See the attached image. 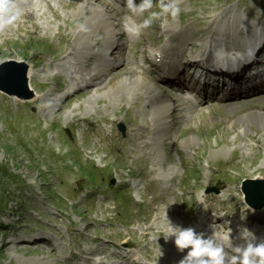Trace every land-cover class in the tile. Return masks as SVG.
<instances>
[{"label":"rangeland","instance_id":"obj_1","mask_svg":"<svg viewBox=\"0 0 264 264\" xmlns=\"http://www.w3.org/2000/svg\"><path fill=\"white\" fill-rule=\"evenodd\" d=\"M221 3L264 19V0H185L181 22L170 15L154 22L192 23L194 28L196 19L216 12ZM206 18L199 21L195 36L208 25ZM45 21L47 28L25 22L18 32L5 36L9 39L0 34V81L7 71L19 70L17 62H29L35 88L24 85L26 91L19 95L0 88V264H92L98 258L109 264L114 254L124 252L170 264L165 215L168 220L184 217L186 224V218L200 211L198 198L204 193L210 212L227 216L228 223L246 216L240 186L247 189L256 181L264 185V138H259L264 122L261 126L254 116L252 121L240 118L232 127L223 120L220 106L213 104L212 118L208 112L201 116L205 124L198 118L191 126L177 124L179 137L198 138L196 148L186 153L164 137L156 149L162 161L153 166L150 153L133 151L125 142V136L142 124L133 103L119 98L111 103L93 91L70 88L66 70L48 73L55 66H66L67 58L59 57L76 24L50 10ZM10 60L14 63L1 66ZM107 79L99 86H105ZM27 90L36 95L27 98L31 95L25 94ZM244 108L264 110V101L248 102ZM219 147L225 151L211 157L209 151ZM170 163L179 166L171 169ZM167 169L177 175L160 194L159 174ZM210 186L218 192L206 193ZM251 195L261 197L258 191ZM42 237L49 238L50 245L42 244ZM53 246L56 251L50 255Z\"/></svg>","mask_w":264,"mask_h":264},{"label":"bare ground","instance_id":"obj_2","mask_svg":"<svg viewBox=\"0 0 264 264\" xmlns=\"http://www.w3.org/2000/svg\"><path fill=\"white\" fill-rule=\"evenodd\" d=\"M184 2L185 0H182L180 8ZM16 4L19 17L13 24L0 32L3 37L14 31L18 32L25 22H30L31 24H28L36 28L40 26L47 28L50 25L45 20L49 10L55 16L69 17L74 20L75 29L67 34L65 40L68 42L66 43L64 40L63 44L66 49L64 53H62L63 50L61 51L60 54L63 56L59 57L67 58L68 62L64 67L55 66L51 68L48 73L51 74L53 71L55 74L61 70H66L71 81L70 88L93 91V94L100 98L106 97L111 103H116L118 98L133 103L132 106L137 110L139 118L142 119V124L125 136V142L132 145L133 151L146 150L147 153H150L149 159L153 166L162 161L156 154L158 139L168 136L173 131L174 125L181 121L187 123L186 127L191 126V121H196L197 118L201 121V125L205 124L201 116L208 112V117L212 118L209 109L214 104L212 102L218 100L216 97H223L220 99L221 103L217 104L223 110L221 114L223 120L232 127H236L240 118L244 121H252L254 116L260 119V122L254 121L261 126L264 122V110L257 109L252 112H250V108L241 110L248 102L264 101V82H251L249 85L238 89L235 86L240 80L247 83L246 77H257V73H251V71L260 67V65H255L251 67L252 69H245L249 63L240 60L241 56L247 55L246 40L248 38L254 39L253 47L257 44L261 46V65L264 64V19L241 12L236 7L230 8L232 5L224 6L221 3L216 12L196 19L193 22L195 23L194 28L191 26L192 23L179 26L177 22L173 24L169 21L159 20V23L153 22L151 25L154 30L143 29L139 35H135L127 31V28L134 25L137 17L129 12L125 0H16ZM177 17L175 19L181 22L180 16ZM204 18H206L205 21L208 25H204L205 27L200 29L198 34L201 35L195 36L197 29H199V21ZM254 18L256 20H253ZM57 21L55 20V23ZM79 24L85 25L86 30H79L77 28ZM117 28L120 31H117ZM157 29L158 31H156ZM151 33L155 34L156 38H162V41L151 39ZM137 36L142 43L140 47H136L134 43ZM119 37H122L123 40L120 41ZM5 39L9 38L5 37ZM114 43L118 44L116 51L109 55L106 51ZM60 48L62 49L63 46ZM59 58L57 59L59 60ZM233 60L242 68L236 73L218 74L217 72L222 71L213 67L217 65L219 68L222 67V64L228 65ZM84 62L89 64H83ZM198 62L201 64H197ZM205 63L214 70V72L206 70L209 75H206L205 78H210L213 81L222 79L224 83L221 85L216 83L213 86V82L207 80L204 81L203 85L201 84L193 67L195 64L201 67ZM63 65L65 64L63 63ZM83 65L88 67L84 69L82 68ZM27 67L26 86L33 90L35 89L33 86V66L27 62ZM105 77H108L106 85L99 86L100 80ZM9 84L7 86L11 89L21 88V84L19 85L17 80L9 82ZM34 95H36L35 92L27 98L34 97ZM11 97L19 101L26 99L22 96L17 97V95ZM197 98L201 100L198 104H203V106L199 107L197 112L191 111V114L188 115L187 112L189 111H183L184 104L189 102L194 108ZM174 110L179 113L174 115ZM234 114L238 116L235 118ZM175 117L177 118L175 119ZM215 120L216 118L212 122ZM250 126L256 125L251 123ZM193 127L197 128V125H193ZM191 132L198 135L195 131ZM194 137L198 139L196 136ZM194 137L191 135L183 136L178 140V145L187 150L194 148L196 144ZM259 138H264V127ZM262 140L264 141V139ZM239 146L243 147L241 144ZM221 151H225V148L219 147L216 150H210L209 155L214 157ZM152 172H154L153 169ZM169 173H171L170 169L159 174L160 182H162V185L160 183V194L165 192L167 183L172 179V175ZM205 200L204 194L198 198L200 204L198 231L204 232L206 235H211L214 231L218 236L216 228L219 226L224 227L221 231L225 234L234 225L233 220L228 223L223 221L219 214L206 212ZM246 207L248 211L252 209L247 205ZM258 208L261 211L264 206ZM172 218L176 219L173 220V225L181 226L177 217ZM237 225L239 226L240 222ZM255 233L257 232H253V234ZM231 236H233L232 233ZM21 238L22 235L19 236V240ZM41 239H43L42 244L50 245L49 238L42 237ZM167 241L171 245V249L167 250L166 253H170L174 257L170 264H179V261L185 256V250L181 252L176 248L174 238L170 237ZM55 251L56 248L53 246L49 252L50 255H54ZM50 255L48 254L47 258ZM112 257L115 258L114 264H122L123 262L126 264H146L141 257L131 252L114 254ZM100 260L102 261L99 264H104V258ZM159 262L158 260L156 264H160ZM147 264L151 263L148 261Z\"/></svg>","mask_w":264,"mask_h":264},{"label":"clouds","instance_id":"obj_3","mask_svg":"<svg viewBox=\"0 0 264 264\" xmlns=\"http://www.w3.org/2000/svg\"><path fill=\"white\" fill-rule=\"evenodd\" d=\"M181 2L182 0H158V3L154 0H140L137 4L135 0H125L126 7L132 14L142 16L148 13L146 18L127 28V31L139 35L143 29L151 27L153 22L162 16H177ZM154 7H157L158 11H152ZM18 17L16 0H0V32L13 24ZM77 28L86 30L83 24L77 25ZM165 218V239L172 237L179 251L187 250L179 264H264V238L258 240L248 229H243L239 234L238 238L242 243L234 244L230 228L223 236L218 237L214 231L211 235H206L191 226L173 225L166 215Z\"/></svg>","mask_w":264,"mask_h":264},{"label":"water","instance_id":"obj_4","mask_svg":"<svg viewBox=\"0 0 264 264\" xmlns=\"http://www.w3.org/2000/svg\"><path fill=\"white\" fill-rule=\"evenodd\" d=\"M12 61L13 60L4 61L2 63L3 65L1 64V66H4V64H8V63H14ZM17 65H20L19 70L11 69V70L7 71V73H4L1 76L2 80L0 81V88L4 89L10 93L19 95V92H22V90L26 91V89L24 88V85L26 86V84H27L26 74H27V68L28 67H27V64H25V63L20 64L17 62ZM16 80H17V83L21 84L20 89H16V88L11 89L7 86V84H9V82H12V81L14 82ZM25 94H27V95L31 94V90H29V91L27 90V92ZM250 183H252V185L247 187V189L241 187L242 191L244 192L246 201L249 204H252L253 206L264 205V185L259 181L250 182ZM252 191H254V192L258 191L260 193L261 197L254 198L251 195Z\"/></svg>","mask_w":264,"mask_h":264}]
</instances>
